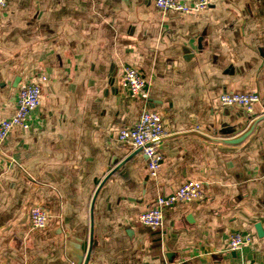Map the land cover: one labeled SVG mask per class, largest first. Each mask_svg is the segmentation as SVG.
<instances>
[{"label":"crops","instance_id":"obj_1","mask_svg":"<svg viewBox=\"0 0 264 264\" xmlns=\"http://www.w3.org/2000/svg\"><path fill=\"white\" fill-rule=\"evenodd\" d=\"M155 1L0 7V121L16 113L21 83L46 77L31 128L0 143V264H73L67 240L88 250L94 195L120 164L96 199L90 264H264V119L240 144L203 137L237 138L264 118L261 106L250 116L219 103L223 93L264 97V0H212L193 16ZM126 65L142 72L148 101L122 88ZM147 109L166 129L156 179L145 154L116 139ZM188 181L203 183L204 202L166 210L157 231L138 223ZM34 206L49 212L46 229L31 228ZM236 232L254 244L231 251Z\"/></svg>","mask_w":264,"mask_h":264},{"label":"built area","instance_id":"obj_2","mask_svg":"<svg viewBox=\"0 0 264 264\" xmlns=\"http://www.w3.org/2000/svg\"><path fill=\"white\" fill-rule=\"evenodd\" d=\"M212 0H156L155 6L162 13H174L193 16L209 9ZM7 0H0V7H7ZM21 83L16 94V113L9 119L0 121V143L16 128L29 130L31 128L32 113L42 104V82ZM121 86L131 98L142 100L149 99L147 82L142 72L130 65L122 69ZM219 103L224 108H241L250 116L256 114V108H264V97L257 93H223ZM166 136L163 117L158 112L144 110L136 123L131 127H122L116 133L119 144L141 150L148 160L149 176L158 178L164 154L160 150V142ZM206 199L203 183L188 181L182 184L175 192L168 196H159L156 205L143 212L137 219L141 225L157 231L162 229L165 221V211L179 204L201 203ZM50 219L49 212L41 207L34 206L30 210L29 220L33 230L46 229ZM254 244L251 233L236 232L231 235L229 248L238 251ZM163 264H169L167 262ZM215 264V263H211Z\"/></svg>","mask_w":264,"mask_h":264},{"label":"water","instance_id":"obj_3","mask_svg":"<svg viewBox=\"0 0 264 264\" xmlns=\"http://www.w3.org/2000/svg\"><path fill=\"white\" fill-rule=\"evenodd\" d=\"M264 118H259L257 119L254 124L251 126V128L249 130H247L245 133H243L241 136L237 137V138H209L206 136V139L208 140H212V141H216V142H222L225 144H230V145H236V144H240L242 143L246 138H248L253 130L254 127L257 123H259L261 120H263ZM138 152H141V150H138ZM129 159V158H128ZM127 161V160H126ZM125 163V162H124ZM123 164H120L119 166H117L104 180L103 182L100 184V186L98 187L92 204H91V229H90V236H89V247L88 250L85 251L84 249V242L81 240H76L74 238H71L69 240H67V250H66V254L67 257L72 261L73 264H90V259H91V253L92 250L94 248V246L97 245V241L95 240V222H94V210H95V203H96V199L97 196L99 194V192L101 191V189L103 188L104 184L107 182V180L122 166ZM260 227V226H259ZM261 228V227H260ZM261 235L263 236V232L261 233Z\"/></svg>","mask_w":264,"mask_h":264}]
</instances>
